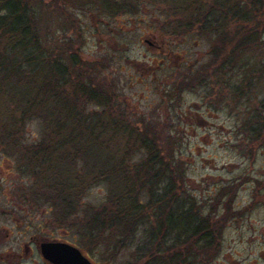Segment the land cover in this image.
Returning <instances> with one entry per match:
<instances>
[{
  "label": "trees",
  "instance_id": "1",
  "mask_svg": "<svg viewBox=\"0 0 264 264\" xmlns=\"http://www.w3.org/2000/svg\"><path fill=\"white\" fill-rule=\"evenodd\" d=\"M144 1L63 4L117 16L137 13ZM151 3L166 19L154 24L157 33L196 35L209 42V62L196 69L188 65L173 79L183 82L181 88L217 90L215 106L247 99L242 133L252 146H264V42L259 37L264 0ZM36 5L0 0V150L10 151L18 173L30 179L29 188L20 192L24 200L49 204V212L56 213L53 225L77 226L88 243L103 242L108 249L109 241H116L111 247L115 254L130 248L128 264H207L216 245L215 210L203 209L178 188L181 170L164 157L158 143L163 123L132 118L131 105L104 80V65L67 55L65 40L47 41ZM163 94L164 100L174 98ZM88 105L93 109L87 111ZM34 118L41 122V137L24 143L25 124ZM97 147L98 155L89 159ZM135 154L141 156L132 164ZM101 182L107 186L104 203L84 205L82 195Z\"/></svg>",
  "mask_w": 264,
  "mask_h": 264
},
{
  "label": "rangeland",
  "instance_id": "2",
  "mask_svg": "<svg viewBox=\"0 0 264 264\" xmlns=\"http://www.w3.org/2000/svg\"><path fill=\"white\" fill-rule=\"evenodd\" d=\"M32 1L41 8L39 26L47 41L65 40L67 55L76 53L87 63L104 65V80L131 105L132 118L163 123L164 135L158 143L164 157L181 170L178 188L184 195L194 196L203 209L215 210L211 218L216 245L207 264H264V146H252L241 130L249 112L244 106L250 102L245 99L215 106L217 90L181 88L183 82L176 80L186 66L193 64L190 66L196 69L209 62L208 40L196 35L164 36L162 32L157 38L154 24L166 19L162 20L151 0L140 2L135 14L117 16L96 9H73L63 0ZM259 37L264 42V32ZM164 91L174 98L164 100ZM256 103L252 102V110ZM42 129L38 119L27 121L23 142H37ZM96 149L88 154L89 159L96 158ZM3 152L1 149L0 258L7 264H42L34 243L48 239L73 245L93 264L130 263V248L122 247L115 254L111 247L116 241L110 240L108 249L103 242L88 243L77 226L55 227L56 213L49 212V204H27L20 192L29 188L30 179L18 173L10 151ZM140 156L133 155L132 164ZM106 194L105 183H96L85 191L81 202L98 207ZM4 232L12 234L4 237Z\"/></svg>",
  "mask_w": 264,
  "mask_h": 264
},
{
  "label": "water",
  "instance_id": "3",
  "mask_svg": "<svg viewBox=\"0 0 264 264\" xmlns=\"http://www.w3.org/2000/svg\"><path fill=\"white\" fill-rule=\"evenodd\" d=\"M41 254L45 260L53 264H91L77 248L66 243H42Z\"/></svg>",
  "mask_w": 264,
  "mask_h": 264
},
{
  "label": "flooded vegetation",
  "instance_id": "4",
  "mask_svg": "<svg viewBox=\"0 0 264 264\" xmlns=\"http://www.w3.org/2000/svg\"><path fill=\"white\" fill-rule=\"evenodd\" d=\"M159 33H157L156 34V36H157V38H158V35ZM148 44L149 45H152V43L151 42H148ZM190 65H193V64H190ZM27 204H31V202H29V201H25ZM15 223V222H14ZM5 230V229H4ZM5 234H4V237H8V236H11V234L12 233H10V232H4ZM32 239V238H31ZM45 242H60V241H57V240H48V239H41V240H37L34 244V247H35V251H36V253H37V255H38V257L43 261V263L42 264H53V263H50L49 261H47V260H45L44 258H43V256H42V254H41V244L42 243H45ZM61 243H66V242H61ZM66 244H68V243H66ZM68 245H71V244H68ZM71 246H73V245H71ZM74 247V246H73ZM25 248H26V251L28 250V251H31L32 252V255H33V251H32V249L30 248V247H27V246H25ZM76 248V247H75ZM22 249V251H23V247L21 246H19V250H21ZM79 250V249H78ZM80 251V250H79ZM81 252V251H80ZM82 254V253H81ZM83 255V254H82ZM91 264H93L85 255H83ZM0 262H3V263H1V264H7L6 263V259H2V258H0Z\"/></svg>",
  "mask_w": 264,
  "mask_h": 264
}]
</instances>
